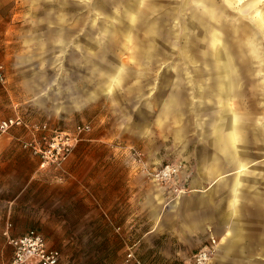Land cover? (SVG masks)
<instances>
[{"label":"rangeland","instance_id":"374dc122","mask_svg":"<svg viewBox=\"0 0 264 264\" xmlns=\"http://www.w3.org/2000/svg\"><path fill=\"white\" fill-rule=\"evenodd\" d=\"M92 1L98 0H0V66L6 79L4 84L0 81V91L9 90L11 95L5 102L0 101V117L16 114L28 123L0 136L8 137L10 144L0 158L26 163L25 167H17L11 179H0V240L8 243L7 235L18 236L34 228L52 247L57 225H69L65 235L77 240L69 251L73 252L75 264H114L117 249L101 246L97 227L140 225L145 230L144 240L136 249H123L124 264L129 263V252L145 264H184V255L191 254V249L181 240L179 245L176 243L180 238L178 214L183 211L182 195L214 192L215 201L230 211L229 195L214 189L233 176L235 169L227 166L219 175L204 179L206 175L199 165L206 159V151L213 153L211 136H204L201 126H196V120L191 118L192 124L178 139L173 134L176 123L161 114V101L168 90L162 77L174 73L171 63L176 53L157 40V46L167 56H155L153 52L141 59L135 45L142 30L136 37L132 32L130 40L119 35L103 38L105 50L109 51H102L94 37L98 36L96 27L103 15L95 9L88 12L87 3ZM238 6L237 1L235 14L231 15L237 31H250L264 52V20L256 13L264 11V0H248L243 9ZM241 11L246 17L240 15ZM100 64L121 67L119 81L109 89L106 83L101 88L96 83L95 75L104 72L96 69ZM201 117V121L206 118ZM44 123L45 133L57 129L76 138L65 159L75 161L79 171L75 201L70 198L69 204L67 199L62 203L61 198L56 211L51 208L55 203L51 183L43 182L38 175L29 178L31 162L38 164L42 158L30 146H24L41 139L43 132L37 131L35 125ZM80 124H88L89 128L77 132ZM117 160L124 168L132 166L141 173L143 180L138 186L156 199V215L154 211H103L106 201L102 198L108 193L96 191L105 177L102 166ZM165 164L179 166L167 181L159 182L147 175V170ZM48 166L52 165L44 167ZM245 170L251 178L242 185L245 194L237 202L239 211H264V151L255 155L251 151ZM90 176L97 187L91 194L78 182ZM21 187L23 190L11 207L8 198ZM153 224L162 226L155 239L146 232ZM142 234L138 232L140 239ZM211 237L218 241L215 235L204 233L201 247L209 244ZM172 246L180 258L170 257Z\"/></svg>","mask_w":264,"mask_h":264},{"label":"crops","instance_id":"0c3cea01","mask_svg":"<svg viewBox=\"0 0 264 264\" xmlns=\"http://www.w3.org/2000/svg\"><path fill=\"white\" fill-rule=\"evenodd\" d=\"M237 1L240 4L238 7L243 9L248 0ZM237 1L98 0L87 3L88 12L95 9L103 15L96 27L98 36L94 37L102 51H109L105 50V44L101 41L103 38L119 35L130 40L132 32L136 37L138 31L142 30V37L135 45L141 59L153 52L155 56H167L157 46V40L162 42L164 48L176 53L171 63L174 73H165L162 77L168 90L164 91L161 101V114L176 123L173 134L178 139H182L187 126L192 124L191 118L196 120V126H201L200 132L204 136H211L213 153L206 151V159L199 165L206 175L204 179L219 175L227 166L235 169L233 176L222 180L219 187L214 189L229 195L230 211L215 201L214 192L182 195L183 211L178 214L180 238L176 243L179 245L181 240L191 249V254L184 255V264H191L192 254L202 246L204 233L215 235L219 241L210 264H264V211H239L240 207L237 206L239 197L245 194L242 185L251 178V173L245 170L251 151L254 155L264 151V52L253 41L256 37L250 31H237L236 20L231 16L235 14ZM241 13L242 17H246L245 12ZM256 13L264 20V11ZM105 67L102 64L96 66L97 70H104L95 75L96 83L100 88L107 84L109 89L119 81L121 67ZM1 91L0 101L5 102L7 97L10 98V92ZM202 115L206 116L204 121L200 120ZM8 141V137L0 139V157L8 150ZM119 161L107 162L102 166L105 177L98 189L91 176L83 182L80 179V187L89 194L95 189L100 194L108 193L102 198L106 201L103 202V211H154L156 215V199L138 186L143 180L141 173L133 170L132 166L124 168ZM25 164L0 158V179H11L16 175L17 167H25ZM76 164L71 158L60 166L46 168L41 167L40 162H31L33 170L29 178L38 175V178H44H40L43 182L51 183L55 193L52 196L55 199L52 211L60 208L61 198L62 203L67 199L69 204L70 198L72 202L75 201V180L79 173ZM184 171L186 173V169ZM196 182L199 184L198 178ZM22 190V187L13 190L15 194L8 198L11 207ZM61 211H64L63 208ZM68 227L57 225L52 235V247L61 253L60 264H75L76 260L73 252L69 251L77 245V240L65 235ZM161 227L153 224L146 232L155 239ZM97 228L101 246L117 249L114 264H124L123 249L138 248L145 236V230L140 225L116 228L100 225ZM138 232L143 233L141 239ZM7 244L0 240V264L11 258L12 247ZM179 254L173 248L170 257L180 258ZM139 260L145 264L142 259Z\"/></svg>","mask_w":264,"mask_h":264},{"label":"built area","instance_id":"2783aa9c","mask_svg":"<svg viewBox=\"0 0 264 264\" xmlns=\"http://www.w3.org/2000/svg\"><path fill=\"white\" fill-rule=\"evenodd\" d=\"M5 76L0 66V81H4ZM15 126H28V123L20 116L7 117L0 119V136L7 133ZM77 132H81L89 128L88 124L77 125ZM37 131L43 132L40 140H34L24 143V146H30L34 153L40 155L42 160L40 166L60 165L72 151L75 136L68 132L52 129L50 134L45 133L47 125H35ZM178 165L165 164L156 169L147 170V175L152 179L165 182L170 179L178 170ZM7 234V232L5 233ZM8 237V243L12 247L11 258L5 264H28L37 262L39 264H60L61 254L58 249L49 247L46 239L39 231L34 228L28 229L18 236ZM210 243L200 247L192 254L191 264H210L213 255L216 252L218 241L210 238ZM128 264H143L137 259L132 252L127 253Z\"/></svg>","mask_w":264,"mask_h":264},{"label":"bare ground","instance_id":"6f19581e","mask_svg":"<svg viewBox=\"0 0 264 264\" xmlns=\"http://www.w3.org/2000/svg\"><path fill=\"white\" fill-rule=\"evenodd\" d=\"M239 77V76H238Z\"/></svg>","mask_w":264,"mask_h":264}]
</instances>
